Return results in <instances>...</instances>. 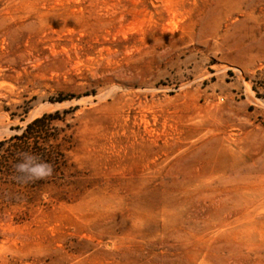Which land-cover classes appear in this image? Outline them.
<instances>
[{
    "label": "rangeland",
    "instance_id": "374dc122",
    "mask_svg": "<svg viewBox=\"0 0 264 264\" xmlns=\"http://www.w3.org/2000/svg\"><path fill=\"white\" fill-rule=\"evenodd\" d=\"M44 113L0 264H264V0H0V140Z\"/></svg>",
    "mask_w": 264,
    "mask_h": 264
},
{
    "label": "trees",
    "instance_id": "16d2710c",
    "mask_svg": "<svg viewBox=\"0 0 264 264\" xmlns=\"http://www.w3.org/2000/svg\"><path fill=\"white\" fill-rule=\"evenodd\" d=\"M54 119L53 114L44 113L28 122L20 133L0 140V212L7 205L18 203L15 191L40 181L26 183L17 178L15 165L22 153L38 155L52 165L53 173L56 172L62 153L56 144L57 135L51 133Z\"/></svg>",
    "mask_w": 264,
    "mask_h": 264
},
{
    "label": "clouds",
    "instance_id": "9594fccd",
    "mask_svg": "<svg viewBox=\"0 0 264 264\" xmlns=\"http://www.w3.org/2000/svg\"><path fill=\"white\" fill-rule=\"evenodd\" d=\"M15 171L17 178L27 183L47 179L53 174V167L36 154L22 153L15 165Z\"/></svg>",
    "mask_w": 264,
    "mask_h": 264
}]
</instances>
